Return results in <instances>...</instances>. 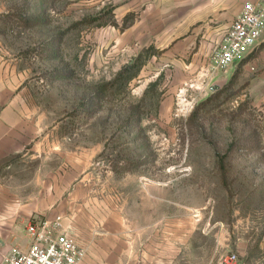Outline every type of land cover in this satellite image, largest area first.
Masks as SVG:
<instances>
[{"label": "rangeland", "instance_id": "rangeland-1", "mask_svg": "<svg viewBox=\"0 0 264 264\" xmlns=\"http://www.w3.org/2000/svg\"><path fill=\"white\" fill-rule=\"evenodd\" d=\"M108 6L0 0V56L29 69L20 87L31 93L27 108L43 117L33 146L3 159L4 195L39 197L49 182L54 198L75 193L89 210L97 190L110 191L148 231L189 217L196 258L216 261L232 250L243 264H264V101L252 96L256 68L248 61L232 79L233 66L214 91L204 80L173 86L172 71L150 57L137 76L127 79L134 69L118 77L96 33L112 20Z\"/></svg>", "mask_w": 264, "mask_h": 264}, {"label": "crops", "instance_id": "crops-1", "mask_svg": "<svg viewBox=\"0 0 264 264\" xmlns=\"http://www.w3.org/2000/svg\"><path fill=\"white\" fill-rule=\"evenodd\" d=\"M97 1L109 5L112 17L106 26H99L105 34L100 30L96 32L101 56L107 58L104 62L115 59L118 69H122L153 46L160 52L149 60L156 58L163 68L172 71V85L176 87L196 80L200 84L204 80L210 86L217 77L226 74L224 69L221 73V68L214 67L213 51L243 4L251 0ZM250 62L257 71L251 81L252 96L262 102L264 44ZM28 70L18 59L0 56V263L12 245L29 246L31 239L26 228L29 220L56 215L63 217L69 235L87 249L79 264L214 262L211 257L196 258L195 223L189 217L161 224V231H148L128 214L125 203L112 201L110 191L97 190L89 210L78 206L75 193L70 198H54L49 182L44 189L46 193L42 191L39 197L31 191H12L10 196L4 195L1 180L4 157L33 146L36 134L42 129L41 120L36 121V118L43 117L36 116L38 111L27 108V102L32 101L31 93L20 87Z\"/></svg>", "mask_w": 264, "mask_h": 264}, {"label": "built area", "instance_id": "built-area-1", "mask_svg": "<svg viewBox=\"0 0 264 264\" xmlns=\"http://www.w3.org/2000/svg\"><path fill=\"white\" fill-rule=\"evenodd\" d=\"M263 39L264 0L246 1L213 51L214 67L237 68ZM27 230L31 240L26 250L12 245L0 264H79L87 254L86 247L69 235L61 215L34 217ZM242 263L239 253L230 250L210 264Z\"/></svg>", "mask_w": 264, "mask_h": 264}, {"label": "trees", "instance_id": "trees-1", "mask_svg": "<svg viewBox=\"0 0 264 264\" xmlns=\"http://www.w3.org/2000/svg\"><path fill=\"white\" fill-rule=\"evenodd\" d=\"M96 17V16H95ZM264 44V41L261 42V44H259L246 58L245 60L236 68L235 72L233 73V78L235 79L240 71L241 68L243 67V63H245L248 60H251L257 53L258 49ZM160 52L159 49H155L153 46H150L149 48H147L145 50V52L140 53L138 56H136V58L134 59L133 62H131L130 64L125 65L121 70H119L118 73V77H123L124 73L127 70H134L135 69V73H133L131 76H129L127 79H132L133 77L137 76V74L139 73L141 66L143 65V63L146 61V58L152 57L153 54H158ZM103 89V88H102Z\"/></svg>", "mask_w": 264, "mask_h": 264}, {"label": "water", "instance_id": "water-1", "mask_svg": "<svg viewBox=\"0 0 264 264\" xmlns=\"http://www.w3.org/2000/svg\"><path fill=\"white\" fill-rule=\"evenodd\" d=\"M232 73L228 72L225 75H222L220 77H217L212 84L209 86L210 90L214 91L217 90L218 88H220V86L223 84L224 80L229 77Z\"/></svg>", "mask_w": 264, "mask_h": 264}]
</instances>
